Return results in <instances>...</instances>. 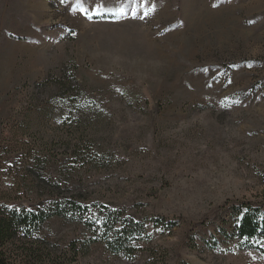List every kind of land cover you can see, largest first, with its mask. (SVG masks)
<instances>
[{
  "label": "rangeland",
  "instance_id": "374dc122",
  "mask_svg": "<svg viewBox=\"0 0 264 264\" xmlns=\"http://www.w3.org/2000/svg\"><path fill=\"white\" fill-rule=\"evenodd\" d=\"M37 177L92 206L39 230L73 264H264L226 237L264 207V0H0V205ZM112 211L130 255L84 223Z\"/></svg>",
  "mask_w": 264,
  "mask_h": 264
},
{
  "label": "trees",
  "instance_id": "16d2710c",
  "mask_svg": "<svg viewBox=\"0 0 264 264\" xmlns=\"http://www.w3.org/2000/svg\"><path fill=\"white\" fill-rule=\"evenodd\" d=\"M37 179L38 182L46 183L45 187L52 199L45 207L28 211L0 205V264H73L77 256L87 250V246L75 248V244H71L69 253L41 238L39 230L47 221L53 218L82 221L88 211L91 212L92 206L83 205L82 201L86 199H79V196H66L65 193L70 191L68 186H64L65 189L61 191V185L55 181ZM92 205L106 212L109 210L104 205ZM235 212L234 216L238 220H235L232 234L226 237L233 236L240 247H255L264 255V207L243 204ZM118 219L116 212L112 211L106 215L100 213L95 220L89 218V224L84 223L99 227L95 240L100 241L108 252L130 255L131 240L141 236L144 228L130 219H125V222H118ZM167 227L170 229L174 224H168Z\"/></svg>",
  "mask_w": 264,
  "mask_h": 264
}]
</instances>
